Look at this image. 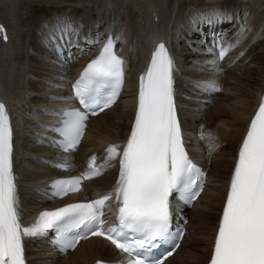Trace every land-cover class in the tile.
Segmentation results:
<instances>
[{"label":"snow or ice","instance_id":"6c2138e0","mask_svg":"<svg viewBox=\"0 0 264 264\" xmlns=\"http://www.w3.org/2000/svg\"><path fill=\"white\" fill-rule=\"evenodd\" d=\"M0 34L7 39L2 25ZM114 48L109 38L72 85L85 111L64 112L62 126L54 129L63 137L60 146L75 149L88 114L104 111L119 96L125 61ZM224 54L222 50L221 58ZM174 70L173 58L165 45L159 44L140 77L137 111L126 144L122 151L116 144L106 149V165L120 157L113 192L89 202L45 210L28 226L21 223L19 211L11 120L0 102V264H26L25 238L47 236L50 231L56 234L53 243L63 251L74 249L89 236H101L128 254L126 264H163L160 259H151L150 252L175 239L170 197L175 192L180 200L191 203L204 183L202 169L184 146L174 100ZM95 161L96 157H91L89 171L83 176L54 181V195L79 191L84 179L102 174ZM113 198L119 205L116 224L105 228L104 209ZM210 264H264V99L238 152Z\"/></svg>","mask_w":264,"mask_h":264},{"label":"bare ground","instance_id":"6f19581e","mask_svg":"<svg viewBox=\"0 0 264 264\" xmlns=\"http://www.w3.org/2000/svg\"><path fill=\"white\" fill-rule=\"evenodd\" d=\"M151 1L149 0L150 5H152ZM225 1L226 2L220 1V0H211L209 1L210 5L209 4L206 5L207 4L206 0H199V3H196L197 4L196 6H198L197 10L199 11L201 8L200 6L204 7V9L201 10L204 13L202 14L203 16L207 15L206 13H208L211 8H216L217 12H219V18L220 17L227 18L233 15L234 10L238 11V6L241 5L242 11L241 13L239 12L237 13L238 14L237 17L239 20L237 23H234V26L236 30L243 31L244 33L241 44L242 45L248 44L249 41L251 40V37L252 36L255 37L256 34L261 30V28L263 29L264 27V0H225ZM121 3H123L122 5L124 6V8H131L130 10L133 11V6L128 7V5L125 2H121ZM198 4H200V6ZM8 5L10 7H8ZM258 5H259V8H258ZM15 8H14L13 0H12V3H10L8 0H0V14H1L0 18L4 23L6 22L5 24H6V28L8 29V34H9V38L6 43L0 42V49H4V50L8 49L9 45L12 44L11 42L13 40V37L16 35L14 29L16 28V31H17L18 25L16 24L17 21L13 19L15 15ZM120 9L121 10L119 11L117 10V11L118 12L121 11L119 15L122 14L121 16L123 17V20L126 23H128L127 26L130 31V36L129 34H125V32L121 33L122 40L125 41V38L126 40L128 39L126 43L124 44L125 46H128V43L132 41L128 48V50L130 49L132 50L131 68L133 72L130 74V76L132 78V75H133V78L140 81V77L146 72V69H145L146 66L141 70H139L138 68V65L140 64L142 58L144 57L143 52H142L143 47L138 44V39H139V36L145 35L143 33L144 30L143 31L141 30V27L137 25L136 21L133 20L131 16L125 15L124 9L122 8ZM195 10H196L195 8H192L191 10L188 11V13L195 12ZM146 16H147L148 21L152 20L150 13H148ZM193 18H196V17H192V19ZM12 20L14 22H12ZM54 20L55 19H52L48 23H46L44 25L45 27L41 29L39 34L35 35L36 36L35 42L38 48L39 47L40 49L43 48L42 46L45 44V42L48 43V41H50L51 34L53 33L54 35L56 33V31L58 30L57 28L52 30L54 25L59 24L62 26L61 20L55 21V22ZM95 21L97 20L93 17L92 22L95 23ZM151 22L156 23L155 20ZM216 23H217V20L214 19V20H210L209 23L206 25V28L210 29L209 31L210 36H213L216 34V30L212 33L213 25ZM200 25L201 27H203V23H201ZM139 27H140V31H139ZM104 28L105 29L101 30L99 34L100 37L96 39V41H94V36L89 39L92 41V43L87 48V51L84 49H79V47L83 48V45H79L81 41H78L76 42L78 44L76 46L78 49L76 50V53L74 55H73L74 53L73 51H66L60 56L61 63H62L61 67L67 64L69 67L68 71L70 69L72 70L71 74H66L62 72L60 76H62L63 78L62 79L63 83H66L65 78L67 76L70 75L69 76L70 79L74 77V72H76L80 68V66L83 65L89 59V57L95 53L97 48L104 42V39L106 37V32L104 30L108 31L106 27ZM247 34L249 36H247ZM260 35H261V32L258 34V36ZM61 38L62 37H58L59 41L57 42V46L62 48V46H66V45L63 44L65 40H61ZM117 49H118V52H122L123 56H125L126 52L128 51V50L127 51L122 50L121 47ZM10 51L11 50H9V52ZM79 51H80V54L78 55L77 53ZM56 56H59V55H56ZM257 58L259 59L258 61L264 62V51L263 52L260 51L258 53ZM75 64L76 66H74ZM205 72H208V71L205 70ZM44 74H47V73H43V75ZM258 74H259V77L261 78L257 76V78L253 79V81H248V82L243 80L244 77L249 76L248 73L245 74V76L244 75L242 76L240 74L237 75L235 73L226 74L228 75V77H232L238 80L239 84H235L230 89H229V86L227 87L226 85H224L222 87L223 92L221 91L223 95L222 94L221 95L219 94V95L223 97L226 96V99L227 98L231 99L233 97H236L239 100V102L238 104L236 103L234 104L226 103L225 104L222 101H219L218 98L213 99L214 101L216 100L215 104L210 110V112L207 113L205 116V119L209 120L208 121L209 123L205 122V119H202L203 122L205 123L204 127H202V125L198 127L197 125H194L195 123L191 122L190 117H193V116L198 117L199 116L198 113L196 114L191 113L187 107L180 105L181 107H180L179 114H181L180 115L182 117L181 123L185 127V129L190 128V129H196L200 131V133L204 134V136L207 139L208 147L206 148V150H210L211 152H213L214 154H217L220 157L221 155H225V158L223 159L218 157L216 158V160L212 159V161L209 162V164L207 165L208 174L210 173L215 174L222 178L223 177L227 178V176L230 175V172L233 168L235 157L240 147L244 133L248 129V126L250 125L252 118L255 116L257 112L258 108H255V107L257 103H259L262 99H264V66H261L258 69ZM205 75L208 76V78L212 80H215V78H217L216 76L209 74V73ZM127 79H128V76H127ZM33 84L36 85L35 82H33ZM38 86L40 88L47 87V85H45L42 82L38 83ZM40 88H36V89H40ZM50 89H52V87ZM53 90L55 92H59L55 94L54 97L53 95L49 97L50 100L58 106L57 110L56 109L51 110L52 120L57 121L58 117L61 116L59 110H61L68 104L72 103L73 99L71 98L70 94L67 93L66 89H64L63 87L60 89H58L57 87V90L56 88H53ZM228 91H231L232 94L225 95ZM56 95L58 96L56 97ZM179 98L180 96H178V99ZM133 101H134V98L133 100H130L131 105L128 104V110L126 109L125 112H120L116 108V106H114V107H111L93 116L91 120L89 121V126L87 127L86 132L83 136V139L81 142V146H82L81 149L87 150V148L90 146H94L98 144L101 145L105 141L110 140L111 138L126 137V135L128 134V131L131 128L132 121H133V115H134L133 113L134 112V109H133L134 102ZM7 103L6 104L4 103V104L9 114L12 129H13V170L15 171L17 159H15L16 147L14 143L16 142V138H18L17 131H16L17 130L16 129V117L14 113L15 108H13L14 106L12 105L13 103H10V102H7ZM36 114H39V116L42 115V113H39V112H36ZM226 118L227 119L231 118L232 123H229L228 120L226 122ZM189 121L191 122V124L189 123ZM192 125L193 127H191ZM187 144H188L189 151L195 158H197L202 163L204 162L208 163V160L207 161L204 160L202 158V155H200L199 152H197L198 147H199V140H195L194 138H192L188 141ZM36 165L41 170H51V169L52 171L54 170L53 168L42 166V164H36ZM105 177L106 176H104L103 179ZM221 185H222L220 186L221 188L219 187V189H217L216 187L215 189L212 190V193L210 194V197H209L210 202L206 207L198 210V208H200V204L198 202L201 201L202 198H204L206 193L208 194V191H210L209 185L205 188L203 193L199 196L197 201L193 204L192 208H190L191 212H190L189 221L187 224V230H186L187 233H188V227H190L191 224L199 225V227H202L203 225H207L208 223L209 224L211 223L213 226H211L212 229L208 231H201L202 236L205 238L204 240L206 241V246L201 249H199L200 247L198 248L194 247V249L195 250L197 249L198 250L197 252L199 253L195 252L196 255L193 256L194 259L191 261L190 260L186 261L182 259L181 260L182 264H205L206 261L209 259L210 252H211L210 244L213 238L212 234L214 235L215 223L219 221L220 219V212L224 204L223 202V199L225 197L224 194H226L225 187H223V184ZM52 204L54 203H51L49 205H52ZM196 209L197 211L194 213V210ZM33 215L34 213L30 214L29 218H31ZM198 236L200 235H197V237H195L194 240L198 243H202L201 241L202 238ZM183 241L184 242L186 241V237L184 238ZM184 242L182 244H184ZM182 244L178 247V249L175 252H173L171 256H169L163 262V264H168V262H170L171 259L177 256V253L182 248ZM117 254H119V251L114 246H112L106 239L101 238L99 236H92L85 240L80 241L73 250L68 251L64 256L61 257L59 262L56 264H92L97 258H110L111 256L117 255Z\"/></svg>","mask_w":264,"mask_h":264},{"label":"rangeland","instance_id":"374dc122","mask_svg":"<svg viewBox=\"0 0 264 264\" xmlns=\"http://www.w3.org/2000/svg\"><path fill=\"white\" fill-rule=\"evenodd\" d=\"M102 0H96L94 2V4L92 5H85L84 8H86V10H94L93 8V5H98L101 3ZM119 4L121 3V0H116ZM138 6H141L143 0H136ZM170 1L171 0H165V4L167 7L170 6ZM191 1H194V0H173L172 2V5L174 3L173 6H177V9H182L183 7L186 6L187 8V5L191 2ZM14 2V0H13ZM158 2V0H157ZM156 2V3H157ZM68 3H71V4H74L72 3L71 1H67V0H16L15 1V15H14V20H16V24L18 25V30L16 31L17 32V35H16V40H18L20 42V45L18 44V50L19 51H13V47H14V42H11L12 44L9 45L8 49L6 50V52L10 53L13 55V53H17V54H20L21 52H24V50L22 49V41L23 42H26L28 44L31 45V47L33 48L34 51L38 50V52L40 53H43V52H46V50H44L43 48L40 49V47L38 48L37 45H36V36L33 38L32 35H33V32L36 28V25H37V22L39 21V18L41 17H49L52 13H53V8L56 6V5H59V4H68ZM98 3V4H97ZM159 3V2H158ZM123 4V3H121ZM83 6V5H82ZM122 9H124V12H125V15L126 16H131V18L133 20L136 21L135 19V15L132 13L133 11L130 10L131 8H124L123 5H121ZM132 7V6H131ZM134 7V6H133ZM135 8V7H134ZM140 8V7H139ZM142 9V7H141ZM141 9H139V11H141ZM79 10H82V9H79ZM132 14V15H130ZM1 15V14H0ZM90 16V15H89ZM144 13L141 12V14L139 13L136 18L137 20L141 23L143 20H144ZM57 16L55 17V20H56ZM74 18L76 19H79L80 20V17L78 15L74 16ZM54 20V22H55ZM59 21V20H58ZM147 21V16H145V21H144V27H145V22ZM12 22H14L12 20ZM245 24V22H244ZM100 25H101V22L98 24V26L96 28H93L91 27V22L89 21L88 18H83L81 21H80V28L78 29V31L76 32V40H79V39H82V35H84V31L87 30V31H90V33H94L99 31L100 29ZM8 30V29H7ZM102 30V29H101ZM13 32V31H12ZM15 32V34H16ZM93 37V36H92ZM90 37V38H92ZM12 40V39H11ZM10 40V41H11ZM139 40V39H138ZM263 41H261L260 43H258V46H254L252 45L251 46V49L253 50L252 53H254L255 50L257 49H264V35H263V38H262ZM13 41V40H12ZM78 42V41H77ZM86 44V43H85ZM254 47V49H253ZM259 47V48H258ZM43 49V50H42ZM9 50H11L9 52ZM178 52L180 54V56L182 57L181 58V61H182V65L184 64H187L188 63V59L192 56L193 54V50H190L188 49V51H190L189 53L187 52L186 50V46L183 42L179 41V48H178ZM48 53H51L50 50L47 51ZM260 52V50H259ZM258 52V53H259ZM257 53V54H258ZM3 54V53H2ZM44 54V53H43ZM54 56V55H53ZM56 56V55H55ZM258 56V55H257ZM256 56V57H257ZM184 57V58H183ZM4 60V66H6V59L4 57H2ZM56 60L58 61V66L52 62V61H49V60H44L42 58H40L38 55H36V53H33L32 51H26L25 54L24 53H21V55H19V58L17 59V63L14 65L16 68H14V66H12V68H14V71H16V73L18 72V74H15V77L16 79L18 80V83L16 82L15 83V80H14V86H10L11 88H14L12 91L15 96V100L18 102L17 104L21 107V110H22V116L21 118L18 120V118H16V131H17V134L19 132V141L21 143L20 145V148L18 150V156H19V159H22V155L25 156V150L29 147V142H31L28 138V118L29 116L32 115V105L35 104L36 102H38L41 98V96H39L38 92H46V91H49L50 88L49 86L47 85V87H44V88H40L38 86V83L42 82L46 85V83L42 80V78H44L46 75L47 78H52V80L56 79V76L57 74L58 75H61L62 72H58L57 70H61V68H64V67H61L62 63H61V59H60V56H56ZM259 59L258 58H254L252 57L248 62H243L241 64H237L236 65V70H238L240 68L239 71H234L232 73H235V74H240V75H244L248 73L249 76H246L243 78V80H245L246 82L248 81H253V79L257 78V76L259 77V74H258V69L261 67V66H264V62H261V61H258ZM49 62V63H47ZM10 64H13V61L12 63ZM27 65L29 66V70L30 72H32L33 74H26L25 78H21V75L19 73V69L22 68V66L24 65ZM47 64V65H46ZM261 64V65H260ZM51 65V66H50ZM54 65V66H53ZM54 67V68H53ZM61 67V68H60ZM242 67H245L247 68L248 67V70H245V71H242ZM8 68L5 69L3 68V72H2V75H3V80L5 83H7L8 79H9V74H8ZM47 73V74H44L45 76H43V73ZM10 75H12L11 77H13V72L12 70H10ZM51 74V75H50ZM229 74V73H227ZM251 75V77H250ZM8 77V78H7ZM60 78V82H63L62 81V76L59 77ZM261 78V77H259ZM12 81V79H10ZM221 80L223 81V85H226L227 87L229 86V89L231 87H233L235 84H239L238 80L232 78V77H228V75H222L221 77ZM11 81H9V84L11 83ZM25 82V86H23V82ZM56 81V80H54ZM33 82L36 83V85L33 84ZM5 87L7 88V86L5 85ZM36 88H40V90L36 89ZM8 89V88H7ZM60 89V88H58ZM9 90V89H8ZM56 90H57V87H56ZM9 93H10V90H9ZM223 95V93H221ZM220 94V95H221ZM232 92L231 91H228L225 95H231ZM218 96V97H213L212 99H210L204 106V110H194V109H191V110H194L195 112H197L199 114V116L197 118H193L191 119V122L192 123H196L199 124L197 125L198 127H200L201 125L200 124H204L203 120L202 119H205V116L207 113L210 112V110L212 109V107L214 106L215 104V101L213 99L215 98H218L219 101H222L223 103H227V104H238L239 100L236 98V97H233L231 99H226V96ZM188 96H194V95H183L184 97V101L185 102H188V103H194V99L193 98H187ZM44 98V97H42ZM250 98V97H248ZM43 101H45V99H43ZM128 104L130 105L129 103V95H125L123 97V99H121L120 103H118V107L116 106V108L120 111V112H125V110L127 109L128 110ZM183 104V103H182ZM185 104V103H184ZM13 105V104H12ZM185 107V105H184ZM189 108H191V106H189ZM195 114V113H194ZM218 119V118H217ZM216 119V120H217ZM229 123H232V119L231 118H226V122ZM209 120H206L205 119V122L209 123L208 122ZM20 122V130H19V124ZM191 122L189 121V123L191 124ZM202 124V126H203ZM25 144V145H24ZM225 151V150H224ZM224 156V157H223ZM216 157H219L221 159L225 158V155H221L218 156L216 155ZM20 164V168H19V171H20V178H21V182L22 183H28L30 181H32V176L36 175L38 172L42 171L37 165H34V164H30L27 162V160H21L19 162ZM17 166H18V161H17ZM28 167V168H27ZM31 168V169H30ZM33 169L35 171H33ZM32 171V172H31ZM27 175V176H26ZM210 185H209V190L208 191V194L204 196V198H202V200L199 202L200 204V208L199 209H203L204 207H206L208 204H209V197H210V194L212 193V190L215 189L217 187V189H219L220 186H222L221 184L224 182L222 179V177L220 176H217L215 174H211L210 176ZM219 177V178H217ZM213 179V180H212ZM97 183H99V185L101 184V181H95ZM96 183V184H97ZM212 183V184H211ZM108 182H104L103 185H107ZM98 185V184H97ZM221 188V187H220ZM26 195L28 196H24V204L26 207H32L33 206V202L31 201V198H30V194L29 192H26L25 193ZM197 211L194 210V213ZM192 215V214H191ZM211 224V223H210ZM205 226V225H203ZM202 226V227H203ZM211 226H213L211 224ZM210 226V227H211ZM208 227H204L203 229H200L198 227H196V225H193L191 224L190 226V231H189V234L187 236V239H186V242L182 245V249L180 250V252L177 254L176 257H174V259H172V261L168 264H175V262H179L178 264H182L181 263V260H193L194 257L196 255L195 252H197L198 250L194 249V247L198 248L200 247L199 249L203 248L206 246V242H204L205 238L202 236V233L201 231H208L209 229ZM200 230V231H199ZM199 231V232H198ZM197 235H200L198 237L202 238V243H198L194 240L195 237H197ZM193 240V242H192ZM204 240V241H203ZM199 253V252H197ZM59 262V260L57 261V263Z\"/></svg>","mask_w":264,"mask_h":264}]
</instances>
